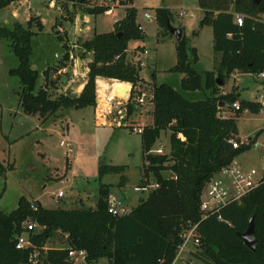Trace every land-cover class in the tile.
Here are the masks:
<instances>
[{"label": "trees", "instance_id": "1", "mask_svg": "<svg viewBox=\"0 0 264 264\" xmlns=\"http://www.w3.org/2000/svg\"><path fill=\"white\" fill-rule=\"evenodd\" d=\"M12 1L0 0V9ZM132 3L133 0L119 1L118 4L125 5V12L114 22L112 30H94L88 37L77 38L84 51L82 56L91 52L86 80L78 94H51L58 76L52 72L66 64L67 48L56 65L42 69L43 83L36 89L40 71L32 67L31 55L32 38L43 30L39 16L30 15L25 27L19 21L0 27V37L10 41L18 58V65L10 68L9 73L16 75L21 83L19 102L24 113L44 119L59 110L94 107L98 76L132 85L147 82L139 75L136 54L132 58V53L127 54L128 42L144 37ZM197 5L202 16L198 29L192 34L197 35L204 25L211 26L212 49L218 65L212 69L196 68V48L189 45V38L179 25L182 35L174 41L176 60L168 70L182 75L181 90H203L205 96L190 100L171 84L151 82L152 123L145 124L140 133L142 169L138 184L155 181L158 186L121 215L108 212V183H99L95 204L91 207L47 208L22 195L13 210H0V264H31L29 256L33 252H38L35 264H71L68 247L84 249L87 262L107 257L111 264H172L181 242L180 233L196 222L200 244L192 255L202 264H264L263 178L240 200L227 203L217 213L202 218L199 210L200 196L207 181L221 167L249 150L261 133L257 131L246 141L241 140L237 120L244 110L258 113L260 104L242 98L235 86L222 92L217 79L225 81L234 71L252 75L264 71V20L261 19L264 0H197ZM61 6L71 21L77 9L82 14L95 16L109 8L108 4L95 0H61ZM237 13L244 15L241 25L234 21ZM154 14L158 35L172 36L167 21H173V11L157 6ZM32 22L35 30L31 29ZM101 84L106 85L107 81L102 80ZM116 85L123 84L113 87ZM235 101L238 109L232 107ZM222 108L231 115L221 116ZM133 111V106H129L128 114ZM167 130V152L147 154L161 131ZM230 139L239 145L233 147ZM5 169L7 166L0 161V173ZM125 169L126 165L100 163L98 178L108 173L117 174L118 185L123 186L127 181ZM252 215L257 243L254 249H249L238 233L245 231ZM29 220L35 221L38 229L29 232V246L17 248V237L25 232V223ZM56 233L66 234V247L44 249L47 240Z\"/></svg>", "mask_w": 264, "mask_h": 264}, {"label": "rangeland", "instance_id": "2", "mask_svg": "<svg viewBox=\"0 0 264 264\" xmlns=\"http://www.w3.org/2000/svg\"><path fill=\"white\" fill-rule=\"evenodd\" d=\"M168 2L179 7L178 11L182 10L181 8L187 10V13L180 16L178 20L182 21L183 32L190 38L189 45H196L198 48L199 60L195 64L196 68L204 70L218 65V58H212L211 26H205L197 37L192 34L193 30L198 29V21L202 16L197 0H133V6L137 10V21H140L144 32L143 39L139 40L142 41L140 44L151 53L139 56L147 63L139 66L140 77L147 81L140 83V87L150 91L151 82H166L190 100L202 99L205 96L203 90H181L179 85L181 74L168 70L176 60L174 43L169 39L165 40L167 37L163 38L162 42L156 40L154 8L157 5L168 4ZM55 3H61V0H55ZM124 12L125 5L112 6L109 11L105 10L95 16L91 15L88 24L97 32L107 31L113 28V23L120 19ZM145 12L152 17L145 19ZM78 13L80 11L75 10L74 20L71 21L62 6L59 12L48 4V0H14L0 9V27L11 26L14 21L21 22L25 27L29 14L40 15L44 27L32 38L31 55L32 67L40 71L36 89L43 83L42 69L48 65H56L58 59L68 48L66 45L68 37L64 33L68 35L67 30H72ZM59 18L65 30L61 35L55 33L54 30V23ZM261 19L263 20L264 16ZM180 24L179 21L171 22L173 26ZM31 29H36L34 22H32ZM84 37L88 36H82ZM162 37L159 35V38ZM156 45L158 48L154 50ZM83 57L84 61H88L90 54L85 53ZM132 57L133 55L130 58ZM17 65L18 58L11 49L10 41L0 37V161L7 166V169L0 173V210L4 212L13 210L17 206L18 198L22 195L31 202L38 201L47 208L91 207L95 203L100 182L109 184V198L111 197L115 202L131 205L129 208L138 202V198L145 197L149 189L137 188L142 169L140 133L127 126L96 125L95 110L92 106L59 110L44 119H40L37 115L24 113L19 102L21 83L16 75L9 73V69ZM56 71L52 72L53 75H58L56 85L51 88L53 96L61 93L64 81L70 78V73L57 74ZM254 76L244 74L235 78H227L226 83L223 81L220 85L221 91L230 90L235 82L239 86L238 92L242 98L256 100L258 98L256 89L263 91L264 83ZM114 84H123V91L127 86L126 83L115 82ZM67 92L76 94L71 89ZM119 95L123 96L124 93H119ZM145 108L146 105L131 114L130 123L141 125L151 123L152 116ZM220 113L231 115L226 108H222ZM237 127L242 139L253 136L258 128H264V112L243 114L237 120ZM261 133L264 135V129H261ZM168 137L169 130L161 131L151 149L159 143H165L167 150ZM263 154L264 149L252 146L249 150L239 154L235 163L254 167L260 171L264 168ZM100 163L126 165L124 171L127 177L126 183L123 186L118 185L119 175L112 173L104 174L99 179L98 166ZM163 174L167 176L168 172ZM59 190L64 193L61 198L56 197ZM65 242L64 235L56 233L47 240L46 244L50 247H66ZM191 258L192 255H185L183 259L176 258L172 264H184L185 260ZM193 264L201 263L195 259Z\"/></svg>", "mask_w": 264, "mask_h": 264}, {"label": "built area", "instance_id": "3", "mask_svg": "<svg viewBox=\"0 0 264 264\" xmlns=\"http://www.w3.org/2000/svg\"><path fill=\"white\" fill-rule=\"evenodd\" d=\"M27 1V0H25ZM98 3H106L109 5L107 11L111 9L112 6L119 3L120 0H95ZM48 4L54 7L57 11H61V3L56 4L55 0H48ZM112 5V6H110ZM184 11H181L183 13ZM61 15V14H60ZM145 19H150L151 15L148 12L144 13ZM59 20V21H58ZM61 18L57 19L54 23L55 33L61 35L65 32L62 24L60 23ZM264 20V19H263ZM235 23L241 25L244 21V15L241 13L235 14L234 17ZM75 34L70 31L68 40H66L67 45V59L66 64L59 68L58 73H70V78L66 81L67 83L62 85L61 93H67L68 84L73 83L75 79L81 78L84 75V66H87L88 61H84L83 49L80 47L77 39L74 38ZM147 50L135 51L136 56L138 57L139 66L146 65L145 61L139 58L142 54H147ZM91 54V52H85ZM258 77L264 78V71L257 74ZM107 81V85L111 95L105 96V105L103 107H95V117L101 116L105 121L109 122L111 126H127L137 133H141L143 126L141 124H132L129 121L130 115L128 114V107L133 106V113L136 110H140L146 104L151 102L152 92L147 91L145 88L140 87V84L132 85L130 82H120L115 78H104ZM115 82L126 83V89L124 95L120 96L116 87H124L122 85L114 86ZM260 104L259 112H264V93H258V98L256 100ZM152 103V102H151ZM232 107L235 109L239 108L237 101L232 103ZM97 108V109H96ZM247 111V110H244ZM243 111V112H244ZM99 112V114H98ZM132 113V114H133ZM219 114V113H218ZM221 116L225 117L226 113H223ZM246 141V140H245ZM233 147H237L239 143L232 139L229 140ZM62 143V141H61ZM264 145V137L262 143L257 139L253 142L252 146H261ZM168 150V148H167ZM165 148V143H159L155 148L149 149L147 154H165L167 152ZM147 163V161H146ZM264 179V168L258 171L254 167L243 168L240 165L232 161L230 164L221 167L205 184L199 202V210L201 212V217L204 218L210 214L217 213L218 210L226 205L227 203L235 202L241 199L244 195L250 192L255 188L260 179ZM158 186L157 182H150L144 185H139L137 188L142 190L154 189ZM64 195L62 190L57 191L56 197H62ZM33 207V205H32ZM129 210V207L120 202H115L111 197L109 198L108 212L113 215H121ZM220 219V216L218 215ZM198 222L189 224L187 228L182 230L180 233L181 242L177 246V251L175 254L174 260L183 259L185 255H192L197 251L200 244L199 235L197 233ZM25 232L18 235L16 240L17 248H24L30 245L29 232L34 230L37 227L35 221L29 220L25 223ZM66 234L64 235V239ZM86 251L84 249H77L74 247L67 248V256L71 261V264H76L78 262L82 264H111L110 259L107 257H100L92 262H87L86 260ZM38 252H33L29 256V262L35 264L37 262ZM195 260L194 256L190 260H185L184 264H193Z\"/></svg>", "mask_w": 264, "mask_h": 264}, {"label": "crops", "instance_id": "4", "mask_svg": "<svg viewBox=\"0 0 264 264\" xmlns=\"http://www.w3.org/2000/svg\"><path fill=\"white\" fill-rule=\"evenodd\" d=\"M118 5H120V4H116V5H114V6H118ZM132 5H133V3H132ZM157 6H164V7H168V8H170L172 11H173V14H174V18H173V20L174 21H179V22H181V24H180V26H182L183 25V23H182V21H180V20H178L179 19V17L180 16H183L184 14H186L187 13V10L186 9H183V8H181L182 10H180V11H178L177 9H180L179 7H177L176 5H174V4H169V2H168V4H161V5H157ZM157 6H155V7H157ZM135 7V6H134ZM200 9V8H199ZM201 10V9H200ZM181 11H184L183 13H181ZM178 12V13H177ZM190 14V13H189ZM31 14H29V16H30ZM35 15H37V16H39V18H40V15H38V14H35ZM124 15V14H123ZM29 16H28V18H29ZM90 16L91 15H89V14H82V13H78V15L76 16V19H75V23L73 24V26H72V32H74V34H75V36H74V38H78V37H82V36H90L91 34H92V32L95 30L96 32H97V30L95 29V28H93V27H90L89 26V19H90ZM154 16H155V14H154ZM152 17V16H151ZM40 20H41V18H40ZM41 22H42V20H41ZM136 22L138 23V24H140V26H141V23H140V21H137V15H136ZM156 22V21H155ZM42 24H43V22H42ZM114 24V23H113ZM205 26H207V25H204L203 27H201V28H199V31H198V34L197 35H195L196 37L197 36H199L200 34H201V32L204 30V28H205ZM43 27H44V24H43ZM142 27V26H141ZM113 29V28H112ZM112 29H110V30H112ZM143 29V28H142ZM110 30H107V31H110ZM70 29H68L67 30V33H68V37H69V35H70ZM91 31V33L89 34V32ZM145 31V30H144ZM211 32V34H210V42H211V48H212V30L210 31ZM167 37V38H166ZM170 37V38H169ZM165 40H167V39H169V41H172L173 43H174V41H175V39L173 38V36H169V35H165V36H163L162 38H159V35H158V27H157V24H156V40H157V42H162L164 39ZM163 39V40H162ZM142 41H139V40H134V41H129L128 42V47H127V54H128V56H129V54H131L132 53V55L135 53V51H142V50H144V49H146L148 52H147V54H145V55H148V54H151L150 53V51L145 47V46H143V45H141L140 43H141ZM189 43H190V38H189ZM158 44V43H157ZM174 45H175V43H174ZM191 46V45H190ZM193 47H195L196 48V51H197V55H198V60H199V52H198V48H197V46L196 45H192ZM157 45L154 47V50H157ZM213 50V49H212ZM145 55H143L142 54V56H145ZM153 55V54H152ZM156 55V54H155ZM216 57V55L214 54V52L212 53V58L214 59ZM156 58V57H155ZM155 58H154V60H155ZM145 64H147L146 63V61H145ZM84 68V75H82V77L81 78H77V79H75V81L76 80H78L77 81V83L75 84H73V83H69L68 84V89H71L72 91H74V92H76V94H78L80 91H81V89L83 88V85H84V82H85V80H86V74H87V71H88V68L86 67V66H84L83 67ZM212 69V68H211ZM153 71H154V69H153ZM244 74H249V73H240V72H237V71H234L233 73H231L230 75H229V77H228V79L230 78V77H232V78H235L236 76H238V75H244ZM249 75H251V74H249ZM182 75H180L179 76V79H180V77H181ZM254 76V75H253ZM256 76V78H258V79H260L261 80V82H263L264 83V81H263V78H260V77H258L257 75H255ZM254 76V77H255ZM104 78H106V77H101V76H98V77H96V79H95V105H94V107H92V108H94L95 109V107L98 105V107L100 108V107H103L104 105H105V96L107 95V96H109V95H111V92L109 91V88H108V86L109 85H103V84H101V81L102 80H104ZM227 80V79H226ZM226 80L224 81L225 83H226ZM74 82V81H73ZM65 83H67L66 81H64V84ZM74 85V86H73ZM233 86H235V87H237V92H238V89H239V86L235 83V82H233V84L231 85V87L230 88H232ZM229 88V89H230ZM257 91H258V93H264V90L263 91H260L259 90V88H257L256 89ZM229 91V90H228ZM239 93V92H238ZM257 100V99H256ZM255 100V101H256ZM97 109V108H96ZM147 111H149L150 112V114H151V110H152V103L150 102V103H148V104H146V108H145ZM259 113V112H258ZM258 113H251V112H249V111H244L241 115H240V117H242L243 116V114H258ZM98 114H99V112H98ZM152 123V122H151ZM151 123H149V124H151ZM95 124L96 125H98V126H111L110 124H109V122H107V121H105V119L103 118V117H101V116H97V117H95ZM117 127V126H116ZM261 129H264V128H258L257 130H256V132L257 131H260ZM238 133H239V130H238ZM239 137L241 138V135H239ZM264 137V135L261 133L256 139L258 140V141H260L261 143H262V138ZM249 138V137H248ZM241 140H243V141H245L246 139H242L241 138ZM71 147V146H70ZM257 147H261V149L263 150L264 149V145H261V146H257ZM238 157V156H237ZM237 157H235L234 158V162H235V160H236V158ZM263 158H264V154H263V156H262ZM240 165V164H239ZM241 166V165H240ZM241 167H243V168H251V167H248V166H241ZM63 197V196H62ZM59 198H61V197H59ZM138 200H139V198H138ZM137 200V201H138ZM95 204V203H94ZM94 204L92 205V206H94ZM137 204V202L135 203V204H133L132 206H135ZM126 205V204H125ZM128 206V205H127ZM131 206V205H130ZM130 206H128V207H130ZM66 243V242H65ZM47 248H53V247H50V246H47V244L45 245V247H44V249H47ZM54 248H62V247H54ZM201 263V262H200ZM202 264V263H201Z\"/></svg>", "mask_w": 264, "mask_h": 264}, {"label": "water", "instance_id": "5", "mask_svg": "<svg viewBox=\"0 0 264 264\" xmlns=\"http://www.w3.org/2000/svg\"><path fill=\"white\" fill-rule=\"evenodd\" d=\"M255 1L258 2L259 0H255ZM167 28L175 40H179L181 38V35H182V28L181 27L173 26V25H171V23L169 21H167ZM222 83H223L222 80L217 79L218 85H222ZM123 88L124 87H116L117 93L118 94L124 93ZM238 235H239V237H241V239L243 240V243L246 247H248L249 249L255 248L256 243H257V239L255 237L254 215H252L249 218L245 231L238 233Z\"/></svg>", "mask_w": 264, "mask_h": 264}]
</instances>
